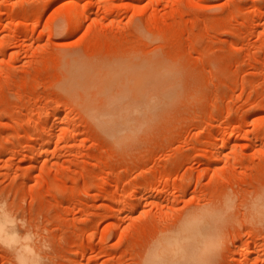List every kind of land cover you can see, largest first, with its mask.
<instances>
[{"label": "rangeland", "instance_id": "374dc122", "mask_svg": "<svg viewBox=\"0 0 264 264\" xmlns=\"http://www.w3.org/2000/svg\"><path fill=\"white\" fill-rule=\"evenodd\" d=\"M95 107L127 111L133 140ZM258 195L264 0H0V214L21 233L0 230V264H24L26 233L27 264H144L205 207L196 264H264Z\"/></svg>", "mask_w": 264, "mask_h": 264}, {"label": "bare ground", "instance_id": "6f19581e", "mask_svg": "<svg viewBox=\"0 0 264 264\" xmlns=\"http://www.w3.org/2000/svg\"><path fill=\"white\" fill-rule=\"evenodd\" d=\"M71 3L73 5H76L78 3V0H71ZM82 15L83 14L80 13L79 9L75 10L74 17L76 18L78 23L82 22ZM152 59H154V58H152ZM152 62L153 61H151V63ZM117 99H118L117 97H114L112 100L114 101ZM114 103H116V102H114ZM134 103H135V101H134ZM121 104L123 105V103H121ZM121 104L119 106H121ZM132 106H134V105H132ZM113 107L114 106H112V108ZM124 107L125 106L123 105L121 108H124ZM112 108L109 107L108 110L106 108H105V110L104 109H97L96 107L93 110V108H92V111H93L92 118H94L95 123L98 126H100L101 129L104 130V132H106V134L109 135L114 142H116V144L122 143L124 141H132L134 138V132L137 130L135 125H133V123H132V121H134V120L131 119L130 114L127 111H125V110L119 111L117 109V107H116L117 110L116 109L112 110ZM118 108L120 109V107H118ZM126 110H127V108H126ZM129 111H130V109H129ZM132 111H134V110H132ZM134 123H135V121H134ZM125 129H127V132L125 131V133H122V131H124ZM128 129H130V130H128ZM215 149H216V147H215ZM259 196L260 195H258L256 200H254V203H251V205L253 204L252 208L254 210L253 211L254 213H256L258 215L259 214L263 215L264 214V198H261V196L259 198ZM208 207H211V204H209ZM195 209H197V208H195ZM195 209H193V211ZM5 211L6 210H4L2 212L4 213ZM189 213H191V210L189 211ZM215 214H216V208L206 209V207H205V210L201 209V210L196 211L195 213H191L185 219L183 217L182 220L183 219L184 220L183 221L181 220L180 224H178L179 226L176 227V229H177L176 231L172 230V231H169L168 233L166 231V234L164 232V233H162L164 235L160 234L158 236L159 238L157 237L158 238L157 242L154 241V242H156L154 252L152 253V255H150L148 258H146V260L144 259L145 262H143V263L144 264H196L197 262L200 263L199 261L204 260V258L206 260V258H207L206 256H208L210 254V252L208 251V247H209L208 245L213 244L215 242V237L213 236L214 237L213 238L212 236H210L209 232H208V228L211 227V225H214V224H211V222L213 219H215V218L212 219V217H214ZM4 215H5V213H4ZM7 216L8 215L4 216V218ZM11 216H10V218H11ZM2 218H3V214H0V219H1L0 230L4 231L5 233L6 232L8 233L9 236H7V238H9L11 235V239L13 240L11 242H14L15 239H18L20 231H19V229H16V226L11 227L10 230L8 228H6L8 225L6 226V224L2 221L3 220ZM7 218L10 219L9 217H7ZM11 219H13V218H11ZM7 221L8 220H5L6 223H7ZM214 221L215 220H213V222ZM11 222L9 221L8 223H10V225H11ZM15 223H16V221H15ZM1 231H0V235L3 236L1 234ZM26 236H28L27 237L28 239L26 240V239L22 238V239L26 240L25 242L21 243L22 245L18 246L16 243V245H17L16 246L13 244L14 246H16L15 250H14V247L13 248L11 247L13 249L15 255L17 256V258L24 264H27L30 261L34 262L35 260H38L37 254L34 252L33 248L30 245L31 243L29 242V241L32 242L33 239L29 240L30 237H29V234L27 235V233H26ZM4 237L6 238V235H4ZM4 237H1V238L4 240ZM7 240H10V238ZM6 242H7L6 244H8V241H6ZM18 242L20 243V240ZM9 243H10V241H9ZM260 243L261 242L258 243V245H257L258 247H259ZM10 245L11 244H9V246ZM32 245H35V244L33 243ZM254 246L253 245L248 246L247 251H252Z\"/></svg>", "mask_w": 264, "mask_h": 264}]
</instances>
